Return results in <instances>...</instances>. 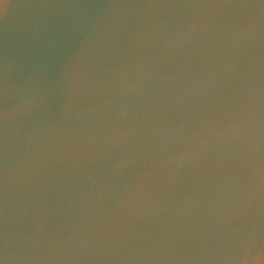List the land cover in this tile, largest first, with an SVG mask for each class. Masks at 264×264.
Segmentation results:
<instances>
[{
	"label": "water",
	"instance_id": "water-1",
	"mask_svg": "<svg viewBox=\"0 0 264 264\" xmlns=\"http://www.w3.org/2000/svg\"><path fill=\"white\" fill-rule=\"evenodd\" d=\"M0 264H264V0H0Z\"/></svg>",
	"mask_w": 264,
	"mask_h": 264
}]
</instances>
